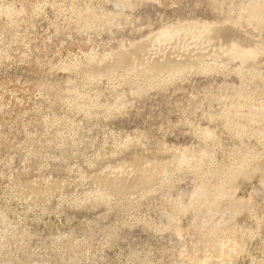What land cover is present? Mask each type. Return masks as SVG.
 Masks as SVG:
<instances>
[{"label": "rangeland", "instance_id": "374dc122", "mask_svg": "<svg viewBox=\"0 0 264 264\" xmlns=\"http://www.w3.org/2000/svg\"><path fill=\"white\" fill-rule=\"evenodd\" d=\"M124 1L0 0V264H199L191 256L202 253L206 216L186 213L180 217L182 230L170 229L172 207L186 204L197 187L189 167L170 175L168 183L163 178L128 198L83 200L102 184L101 169L180 149L211 151L213 143L200 138L201 130L209 128L223 145L213 150L215 164L235 166L233 155L239 158L246 150L248 162L264 170V142L250 135L234 139L217 117L224 99L240 87L239 74H247L249 67L262 69V55L245 62L239 73V60L224 57L226 71L190 69L175 82L145 86L141 96L134 77L120 81L122 71L110 80L87 81L73 67L93 56L115 57L121 49L135 52L150 36L170 30L173 42L140 53L144 62L155 54L195 51L202 53L200 64H220L223 60L217 63L211 55L217 49L208 41L211 31L236 22L239 14L230 13L229 5L247 0H129L123 6ZM204 26L210 33L201 43L184 38ZM260 35L264 39V26ZM140 56L134 58L142 61ZM65 80L84 86L83 96L66 100ZM132 86L138 97L131 94ZM117 94L129 103L107 114L104 107ZM93 95L99 104L85 115L84 105ZM243 145L246 149L232 151ZM253 153L263 155L253 160ZM262 176L259 170L236 180L234 198L244 205L241 213L230 219L222 206L212 217L222 228L237 230L238 251L228 264H264ZM32 181L63 183V189L45 201L36 202L33 195L23 199L16 188ZM108 181L113 187L120 184Z\"/></svg>", "mask_w": 264, "mask_h": 264}, {"label": "bare ground", "instance_id": "6f19581e", "mask_svg": "<svg viewBox=\"0 0 264 264\" xmlns=\"http://www.w3.org/2000/svg\"><path fill=\"white\" fill-rule=\"evenodd\" d=\"M122 4L123 6H126L127 4H129V0H125L124 2H122ZM233 11L238 12L239 19L236 22L227 23L223 26L218 27L217 29L212 28V39L210 38L208 40L213 47L217 48L211 55H213L215 59L214 61L216 62L223 60L220 62V64H200L199 62L202 53L195 51H193L195 54L192 52V55H190V53L189 55H187L186 53V55H177L175 57L165 55L156 56L155 54V56H152V58H148V62H144V57L140 53L145 52V55H147L146 52L149 50L151 52V49L153 47H158L161 45L163 46L166 42H173L172 40L175 38V35L174 31L170 30L160 33L158 32L157 34L150 36V38L148 39V41H146V43H144V45L139 44V46L135 49L136 51L134 50L135 52H122L123 49L118 47L121 49V51L117 50L114 54L115 57H110L108 55L103 56L102 58L96 56H93V58H91L89 56L90 59H88V61L77 63L73 67L84 73L85 78L88 79H86L87 81L99 77L108 78L110 80L111 75L114 76L118 73V71H122V75L119 76L120 81L129 82L130 77H134V80H137V83L133 85L135 89L132 86V90L134 89L139 96H141V94L144 95L143 92L146 88L145 86H148L150 88L160 87L163 86V84H167L172 81L175 82V80L181 78L190 69L193 70L194 68L198 67L197 69L201 73H221L223 71H226L227 68H225L226 64L224 62V57H230L232 59L235 58L236 60H239V68H236L237 71H235L236 73H239L243 68L244 63L248 60H253L257 55H262L264 57V39H262L263 37L260 35L261 28L264 26V0H247L236 5H233V3H231L229 5V12L233 13ZM188 26L190 27L191 25ZM205 28V26L201 27L200 30L196 28L197 30L195 31V33H193L192 31L193 35L191 34V36H189V34L187 33L188 36L185 34L186 36H184V38H188V40H190L189 42L191 43L194 40L195 42H198L200 40L199 42L201 43L203 37L208 32V29ZM175 29L177 30V28H174V30ZM180 34L182 33L180 32L179 36ZM181 44L183 43L181 42L180 45ZM180 45L178 43L177 46ZM134 53L136 54V56L141 55V59L143 58L142 61L140 60V58L135 59L136 57L134 58ZM239 75L240 87L234 89L231 93V96L224 99L225 105L223 107V110H221V112L217 114V117L220 121H222V124H224L223 126L226 128L230 136L234 139H241L242 136L250 135L257 138L259 141L264 142V66L262 67V69L249 67L247 74ZM68 81L64 83V90L66 91V94L64 95L66 96V100H75L84 90L82 89V87L84 86L81 87L80 85L72 83V81ZM130 85H132V83ZM48 86L46 85L45 88H47ZM52 86L50 85V87ZM61 89L63 90V87ZM134 90L133 92H131L132 95H135ZM146 90H148V88L145 89V92ZM58 92L60 93L59 90ZM117 95L119 96V94ZM81 96L83 95L81 94ZM63 97L61 101H63ZM135 97L138 96L135 95ZM124 98L125 97L121 98L120 94L117 99H113L114 101L112 100V103H110L111 105L104 107V111L108 114L111 113L112 108H115L116 110H119L120 108L123 109V107H125L129 103V100L126 101ZM59 99L60 98H58V100ZM87 99L88 97L86 98V100ZM84 100L85 99H83V101ZM75 101L73 102L75 103ZM87 101L88 102L84 105L83 108L84 112L86 113H84L85 115L89 114L92 107H96L95 104H99L97 95H93V98H90ZM82 103L80 104L82 105ZM200 136V138H202L206 143L208 141H211V143H213L214 149H223V145L215 130L204 128L201 130ZM240 149L244 150L246 149V147L243 145L236 149H232V151L234 152V150L238 151ZM180 150L178 152L169 154H167V152H163L164 154H158L154 157L146 159H136L135 157H133L135 158V160L125 162L123 161L115 165V167L101 169L99 173L101 182H99L102 184H99L97 180L96 183H98V185L95 187L94 191L89 196H87L86 199L83 200L92 199L96 202L102 203L104 201H110L112 199L121 200L123 198H128L134 192L141 189L145 190L151 185H155V183H158L163 178H166L167 181L164 182L168 183V177L170 175L180 171L179 169H181L182 166H187L194 175V179L197 182V187L195 191L190 195L186 204L178 202L172 207V210L170 212V216L172 218L170 229L176 231L182 230V226L180 223V217L182 215H186V213L189 212L202 213L206 216V223L208 224V227L207 229H204L202 233H200L202 235V253L198 256H191L192 260H195L196 263L199 262V264H212L213 261H219L220 263L228 264L233 260L235 253L238 251V242L236 237L237 230L235 231V228H222V223L212 222V217L214 214L219 212L222 206L227 212H230V219L241 213L244 205H242L241 202L234 198L236 180L239 177H253V175L259 170L264 174V170L263 168L258 167V163H255L254 161V163L248 162L249 160H247V155L249 151L246 150H244V153H242L243 155L239 158L233 155L235 166L232 167L219 163L215 164L214 162L216 160V152L213 150L209 151L207 149H204L200 150L199 153L197 151L194 152V150L193 152H191V150L189 152L187 151L188 149H185L186 151H184V149L182 151ZM262 155L263 153H253L252 159L256 160L258 156L261 157ZM136 170L139 171L133 173ZM130 174H132L131 177ZM124 176H129L130 179L124 178ZM108 180L115 181L111 182V184H116L118 181H120V184L113 187L111 185H107L108 183H105ZM262 183L264 184V176H262ZM62 185L59 186L57 183H55V181L51 183H46V181L42 183H33L32 181V183L20 184L16 189L18 191V195L23 199H29L31 195H33L35 196L34 201L39 202L44 199L50 198L51 195L58 191L61 192L60 189H63ZM4 231L6 232V230Z\"/></svg>", "mask_w": 264, "mask_h": 264}]
</instances>
